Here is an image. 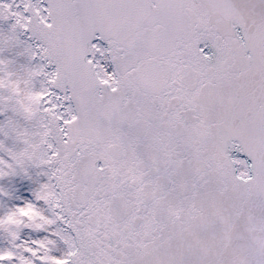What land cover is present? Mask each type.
I'll list each match as a JSON object with an SVG mask.
<instances>
[{
	"label": "snow or ice",
	"instance_id": "1",
	"mask_svg": "<svg viewBox=\"0 0 264 264\" xmlns=\"http://www.w3.org/2000/svg\"><path fill=\"white\" fill-rule=\"evenodd\" d=\"M0 264H264V0H0Z\"/></svg>",
	"mask_w": 264,
	"mask_h": 264
},
{
	"label": "rangeland",
	"instance_id": "2",
	"mask_svg": "<svg viewBox=\"0 0 264 264\" xmlns=\"http://www.w3.org/2000/svg\"><path fill=\"white\" fill-rule=\"evenodd\" d=\"M28 195L30 194V193H27Z\"/></svg>",
	"mask_w": 264,
	"mask_h": 264
}]
</instances>
